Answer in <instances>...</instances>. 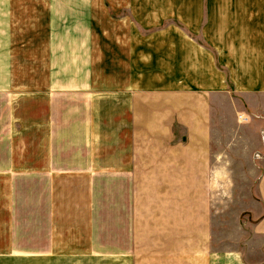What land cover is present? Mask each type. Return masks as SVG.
I'll list each match as a JSON object with an SVG mask.
<instances>
[{
  "label": "crops",
  "instance_id": "obj_1",
  "mask_svg": "<svg viewBox=\"0 0 264 264\" xmlns=\"http://www.w3.org/2000/svg\"><path fill=\"white\" fill-rule=\"evenodd\" d=\"M13 1L0 0V48L13 47ZM103 1L109 15L116 12L117 25L103 26L101 36L86 26L71 40V48L86 51L87 66L104 63L86 76L87 93L97 95L86 108L93 115L72 124L68 144L76 153L74 130L85 129L81 151L87 163L71 173L96 176L99 167L113 161L117 172L112 174L129 185L131 178L136 185L149 178L150 219L164 222L169 242L164 252L154 253L177 257L151 264H264V259H245L237 249H222L217 230L222 195L232 194L233 177L240 174L256 178L261 212L246 219L264 237V0ZM107 105L117 113L115 123L104 115ZM30 130L36 129L0 110L5 208L12 203L14 177L56 175L54 169L32 167L37 165L31 161V167L19 165L23 149L32 150L23 146L25 137L31 140ZM244 154L260 168L234 169L231 162ZM47 160L55 166L53 152ZM245 213L250 212L243 211L241 220ZM260 249L264 252V241Z\"/></svg>",
  "mask_w": 264,
  "mask_h": 264
},
{
  "label": "rangeland",
  "instance_id": "obj_2",
  "mask_svg": "<svg viewBox=\"0 0 264 264\" xmlns=\"http://www.w3.org/2000/svg\"><path fill=\"white\" fill-rule=\"evenodd\" d=\"M13 3V47L0 48V110L5 112L6 108L8 117L12 113L16 121L36 129L30 130L31 140L25 137L23 146L30 144L32 150L23 149L19 165L27 167L31 161L37 165L32 167L54 169L56 175L14 177L8 208L1 200L5 182L0 178V264H151L155 259H176L172 254L168 258L155 255L164 252L169 242L164 236V222L157 217L150 219L146 205L152 199L147 187L149 178L141 185L134 184L131 178L129 185L124 177L112 174L117 172V162L113 161L108 168L99 167L96 176L71 173L80 172L87 163V154L81 151L85 129L74 130L78 139L76 153L68 144L71 128L93 115L86 114V108L97 95L91 90L87 93L86 76L96 74V67L104 65L87 66L86 51L71 48V40L79 36L76 31L86 26L100 31L103 26L117 25L113 11L109 15L103 0ZM109 3L112 9L117 8L116 1ZM158 22L165 24L168 20L158 18ZM96 35L101 36V31ZM95 53L102 58L101 53ZM105 68L110 70L111 66ZM106 110L104 115L115 123V109L107 105ZM37 143L41 148L35 146ZM45 143L48 147H44ZM50 152L56 158L55 166L47 160ZM247 157L248 154L239 155L242 160L232 161L231 166L260 168ZM255 179L240 174L233 177L232 194L222 195V221L217 230L222 249H237L245 253V259L260 262L264 259L260 249L264 237L255 234L246 219L261 212L255 200ZM243 211L251 214L245 213L241 220ZM158 216H165V211Z\"/></svg>",
  "mask_w": 264,
  "mask_h": 264
}]
</instances>
